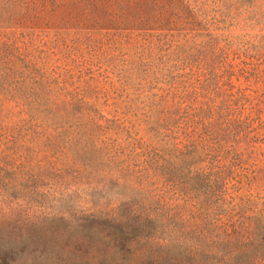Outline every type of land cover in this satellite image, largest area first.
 Instances as JSON below:
<instances>
[{"label": "rangeland", "instance_id": "rangeland-1", "mask_svg": "<svg viewBox=\"0 0 264 264\" xmlns=\"http://www.w3.org/2000/svg\"><path fill=\"white\" fill-rule=\"evenodd\" d=\"M235 1L208 8L235 51L205 67L181 9L0 0L11 264H264V2Z\"/></svg>", "mask_w": 264, "mask_h": 264}, {"label": "trees", "instance_id": "trees-1", "mask_svg": "<svg viewBox=\"0 0 264 264\" xmlns=\"http://www.w3.org/2000/svg\"><path fill=\"white\" fill-rule=\"evenodd\" d=\"M217 1L221 2L222 0H217ZM217 1L213 0L211 2V0H164V1H161L160 4H157L153 0H147V14H148L147 16L156 15V17L161 16L162 18L163 14L166 13L165 12L166 9H170L171 11V12H168L167 15L173 14L177 16L180 9L184 11L183 13H185V15H187L190 18V21L192 23H196L194 25H197L203 31V35H201L203 39H201L199 43H191L192 47L194 46L196 50L198 51L197 54L202 59V61L205 62V65H206L205 67H208V66L212 67L210 62L212 61V59H214L213 56L218 57L217 53H219L220 55V54H224L226 50L235 51L230 48L231 43L228 42L229 40H226V38H230L232 37V35H226V36L223 35L222 33L223 30L220 28V27H224L223 26L224 19L223 18L221 19L218 17L210 19L208 8L210 7V5L212 4L214 5L215 2ZM227 1L230 2L229 7L233 8V10H236L238 3L235 0H227ZM257 2L261 4L264 2V0H252L250 3L245 1L242 5L245 6L246 9H250L254 7V5L259 4ZM262 10L264 14V8H262ZM235 14L236 13H232V16L229 17L230 21L234 20ZM263 31H264V24H263ZM261 35L262 36L260 37L262 38L260 39L258 49L263 50L264 49V33ZM237 50H239V48H237ZM245 54L250 55L251 52H248ZM106 219L108 220V222L112 221L110 218H105L104 221ZM109 225H113V223H109ZM111 230L113 231V233L110 231L111 240H115V231L114 229H111ZM258 232H255L257 233L255 236L260 239V236H263L264 232H259V233ZM85 237L90 239L88 234L85 235ZM35 252L37 254L36 256L40 255V259H41L43 254H45L46 250L44 248H40L39 250L38 248H36ZM9 253H10L9 251H5V250L0 251V264H11L12 263L13 260H12V257L9 256ZM41 260L45 262V264H48L46 260H43V259ZM97 263L98 262H93V264H97ZM100 263L102 264V262ZM85 264H91L89 262V258Z\"/></svg>", "mask_w": 264, "mask_h": 264}]
</instances>
